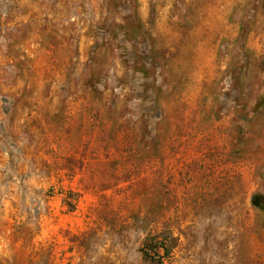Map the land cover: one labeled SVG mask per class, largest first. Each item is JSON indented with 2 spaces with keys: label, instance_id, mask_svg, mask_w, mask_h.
<instances>
[{
  "label": "rangeland",
  "instance_id": "obj_1",
  "mask_svg": "<svg viewBox=\"0 0 264 264\" xmlns=\"http://www.w3.org/2000/svg\"><path fill=\"white\" fill-rule=\"evenodd\" d=\"M264 264V0H0V264Z\"/></svg>",
  "mask_w": 264,
  "mask_h": 264
},
{
  "label": "trees",
  "instance_id": "obj_2",
  "mask_svg": "<svg viewBox=\"0 0 264 264\" xmlns=\"http://www.w3.org/2000/svg\"><path fill=\"white\" fill-rule=\"evenodd\" d=\"M169 239V234L164 232L147 235L140 247L143 259L148 264H163L164 257L170 252Z\"/></svg>",
  "mask_w": 264,
  "mask_h": 264
}]
</instances>
